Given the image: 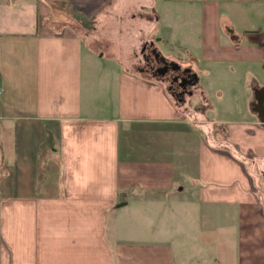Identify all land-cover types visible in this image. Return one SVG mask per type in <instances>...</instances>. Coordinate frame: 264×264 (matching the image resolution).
<instances>
[{
	"label": "crops",
	"instance_id": "obj_1",
	"mask_svg": "<svg viewBox=\"0 0 264 264\" xmlns=\"http://www.w3.org/2000/svg\"><path fill=\"white\" fill-rule=\"evenodd\" d=\"M263 36L264 0H0V264H264Z\"/></svg>",
	"mask_w": 264,
	"mask_h": 264
},
{
	"label": "flooded vegetation",
	"instance_id": "obj_2",
	"mask_svg": "<svg viewBox=\"0 0 264 264\" xmlns=\"http://www.w3.org/2000/svg\"><path fill=\"white\" fill-rule=\"evenodd\" d=\"M143 57L144 70L165 80L169 92L178 102L184 101L187 96L193 94L196 78L189 69L167 60L153 46H144Z\"/></svg>",
	"mask_w": 264,
	"mask_h": 264
},
{
	"label": "rangeland",
	"instance_id": "obj_3",
	"mask_svg": "<svg viewBox=\"0 0 264 264\" xmlns=\"http://www.w3.org/2000/svg\"><path fill=\"white\" fill-rule=\"evenodd\" d=\"M80 29H81V26H80ZM181 57L185 58L186 55H181L179 54ZM124 57H127L129 58L131 62L130 66L136 70H144V67H145V60H144V57L142 54H140V51H138V54H127L126 56ZM104 62H107V61H104ZM113 63L114 61H108L107 63ZM144 72L148 73L149 75H152L151 73L147 72L146 70H144ZM178 189V188H177ZM175 190V193H174V199H168V201L166 202V205L165 206V209L164 211L165 212H173L175 214V216L173 217V226L176 228V225L178 226V224H183L182 222L184 221V217L182 215V213L178 210V201L180 200H186L185 197L187 196L186 194L190 193L189 190L186 188L185 189V192L184 194H179L178 193V190ZM178 194V195H177ZM180 198V200H179ZM133 203L127 207V213L125 214L126 216V219H129V220H134V222L136 224H139V222H137L131 214H133ZM160 218V217H159ZM159 220H157V223H158ZM130 223V222H129ZM197 243V242H196ZM176 251H177V255L179 257V260H184L183 259V251L180 247H176L175 248ZM187 250V249H186ZM210 249L209 248H203L200 244H197L196 246H192V247H189L188 248V251H187V264H211V258L208 257L209 256V251Z\"/></svg>",
	"mask_w": 264,
	"mask_h": 264
},
{
	"label": "water",
	"instance_id": "obj_4",
	"mask_svg": "<svg viewBox=\"0 0 264 264\" xmlns=\"http://www.w3.org/2000/svg\"><path fill=\"white\" fill-rule=\"evenodd\" d=\"M194 76H195V78H196V81H195L194 84H196V83H197V80H198V76H197V74H194Z\"/></svg>",
	"mask_w": 264,
	"mask_h": 264
},
{
	"label": "built area",
	"instance_id": "obj_5",
	"mask_svg": "<svg viewBox=\"0 0 264 264\" xmlns=\"http://www.w3.org/2000/svg\"><path fill=\"white\" fill-rule=\"evenodd\" d=\"M263 45H264V36H263Z\"/></svg>",
	"mask_w": 264,
	"mask_h": 264
}]
</instances>
